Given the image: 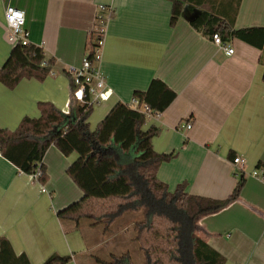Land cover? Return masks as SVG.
Here are the masks:
<instances>
[{
    "label": "crops",
    "instance_id": "0c3cea01",
    "mask_svg": "<svg viewBox=\"0 0 264 264\" xmlns=\"http://www.w3.org/2000/svg\"><path fill=\"white\" fill-rule=\"evenodd\" d=\"M7 5L25 11L30 43L54 64L39 67L48 71L43 80L25 77L14 88L0 81V126L14 130L25 116L39 117L41 101L65 113L79 105L70 73L82 65L96 29L93 41L103 37L104 45L95 67L112 91L93 107L91 129L117 102L131 103L135 91L147 90L155 78L164 81L177 97L142 127L160 128L154 149L174 154L160 165L159 179L171 190L185 182L190 194L215 199L228 198L242 181L239 198L199 224L224 264H264V181L252 174L264 166V49L235 38L228 56L192 26L196 11L188 6L171 25L169 0H1L0 72L12 76L29 61L9 38ZM254 26L264 27V0H242L235 27ZM188 122L190 129L183 126ZM238 155L242 167L233 163ZM77 156L51 145L43 160L48 179L40 183L0 151V237L31 264L52 254L71 255L66 264H93V251L107 255L112 245L101 227L84 222L76 228L57 216L84 196L67 172Z\"/></svg>",
    "mask_w": 264,
    "mask_h": 264
},
{
    "label": "trees",
    "instance_id": "16d2710c",
    "mask_svg": "<svg viewBox=\"0 0 264 264\" xmlns=\"http://www.w3.org/2000/svg\"><path fill=\"white\" fill-rule=\"evenodd\" d=\"M169 1L172 2L171 25L176 24L188 6L190 11H196L192 26L210 39L219 33L224 42L237 38L264 49L263 26L235 27L242 0ZM95 31L89 33L90 59L94 58ZM21 47L29 63L13 76L0 72V81L11 88L25 77L43 80L48 71L39 67L44 61L47 68L54 64L53 58H45L43 48L33 44ZM71 81L74 93L73 78ZM176 97L173 89L155 78L147 90L134 92L133 99L139 102L137 108L131 103L117 102L95 129L89 123L92 106L77 105L65 113L50 101L39 102V117L25 116L14 130L0 126L2 155L21 172L32 175L40 169V183L48 179L43 160L51 145L67 156L77 153L67 172L84 196L57 212L63 223L72 222L79 228L88 222L89 226H99L105 234L114 235V225L120 218L127 213H140L127 216L124 221L129 217L133 240L143 260L135 262L130 252H114L105 255L107 259L93 256L99 264L225 263V257L207 242L208 232L201 228L199 220L237 200L242 181L226 199L190 194L185 182L171 190L159 179L158 170L174 154L154 149L153 138L159 135L160 128H142L148 118L141 110L142 105L147 104L151 114H157L165 111ZM71 259V255L52 254L42 264H66ZM0 264L31 262L26 254H16L10 240L2 236Z\"/></svg>",
    "mask_w": 264,
    "mask_h": 264
},
{
    "label": "built area",
    "instance_id": "2783aa9c",
    "mask_svg": "<svg viewBox=\"0 0 264 264\" xmlns=\"http://www.w3.org/2000/svg\"><path fill=\"white\" fill-rule=\"evenodd\" d=\"M5 19L8 27L9 38L11 40H17L21 46L31 44L29 40L30 33L25 28L26 14L24 10L15 6L7 5L5 8ZM212 41L217 46L222 48L228 56H231L235 53V49L231 41L224 42L219 33L213 34ZM103 45L104 38H98L95 42L94 58L90 59L89 55H86L83 58L82 65L71 72L73 82L75 84L73 95L79 105L88 104L94 107L102 100L107 99L111 94L112 90L105 82L104 76L102 75L99 68L95 67V63L102 59ZM42 64L44 66L48 65L45 61ZM131 104L137 108L139 102L138 100L133 99ZM141 110L146 114L147 117L151 115V109L147 104L142 105ZM183 126L190 129L192 124L188 122ZM244 162V158L239 155L233 159V163L241 167L243 166ZM252 174L264 181V166H259L252 171ZM32 176L34 180L39 182L41 170L39 169L36 173L32 174ZM42 188V190L45 191L44 187Z\"/></svg>",
    "mask_w": 264,
    "mask_h": 264
},
{
    "label": "rangeland",
    "instance_id": "374dc122",
    "mask_svg": "<svg viewBox=\"0 0 264 264\" xmlns=\"http://www.w3.org/2000/svg\"><path fill=\"white\" fill-rule=\"evenodd\" d=\"M138 212L133 213H127L125 217L130 215H139ZM125 217L120 218L114 225V231L116 234L111 235V233L104 234L106 235V238L111 240L110 243L112 244L110 249H106V254L110 253H125L130 252L134 256V261L139 262L140 260H143V254L141 253L138 244L133 240L134 237V229L132 225H130V219L129 217L125 220ZM109 244V242H107ZM106 243V244H107ZM121 244V245H120ZM101 257L104 258V249L96 248L92 253V261L93 264H99L95 261V258L93 257ZM106 259L108 257H105Z\"/></svg>",
    "mask_w": 264,
    "mask_h": 264
}]
</instances>
